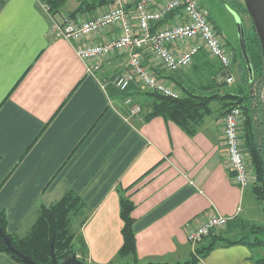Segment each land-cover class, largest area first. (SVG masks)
<instances>
[{
  "label": "crops",
  "instance_id": "0c3cea01",
  "mask_svg": "<svg viewBox=\"0 0 264 264\" xmlns=\"http://www.w3.org/2000/svg\"><path fill=\"white\" fill-rule=\"evenodd\" d=\"M81 1L51 17L38 0H0V213L6 216V233L24 236L40 205L71 190L86 205L79 233L89 264L120 262L119 190L128 189L140 264L188 261L207 246L188 243V232L216 214L230 220L210 240L240 239L236 230L246 189L232 183L227 168L219 106L192 136L161 117L145 122L144 116L131 115L124 96L138 106L142 97L135 87L121 93L113 84L127 55L87 65L72 43L51 34L53 22ZM106 7L76 17L91 19ZM115 36L111 29L87 43ZM142 58L156 70L148 55ZM164 74L158 76L179 86ZM144 104L150 107L151 101ZM254 259L247 245L217 244L197 264H253ZM0 264L23 263L0 253Z\"/></svg>",
  "mask_w": 264,
  "mask_h": 264
},
{
  "label": "trees",
  "instance_id": "16d2710c",
  "mask_svg": "<svg viewBox=\"0 0 264 264\" xmlns=\"http://www.w3.org/2000/svg\"><path fill=\"white\" fill-rule=\"evenodd\" d=\"M38 1L46 7V12L51 17L58 15L66 3V0ZM111 1L112 0H93L92 2H88V0H82L68 17L75 18L78 14H87L93 11V9L110 5ZM241 8L245 13V8ZM171 15L172 14L168 17H171ZM166 19L156 26H161ZM210 22L216 31L217 26L211 19ZM245 44L252 75L250 76L248 73L240 50L238 51V55L233 51L232 66L236 62L235 59L238 58L239 68L242 71L240 83L233 92H219L223 86H228L225 80L230 76V72L223 70L219 63L203 50L194 58L191 66H194L196 72H202L204 74L205 80H203L204 83L201 89L204 93L206 92V94H196L186 88H181V91H178L180 97L172 99L157 93L146 92L152 100L148 112L143 117V121L147 122L154 117H161L175 123L186 134L192 136L197 132V128L202 123L205 116L211 113V104L215 103L219 106V116L222 118L232 109H239L242 113V122L240 126L242 148L246 154L249 168L254 177L249 189L255 201L261 204L264 209L263 65L256 35L250 36L249 38L245 37ZM194 64H196V66ZM216 65H218L217 68ZM156 66L158 67V65ZM159 69L161 72H166L162 68ZM154 71L157 75L160 74L155 69ZM173 88L175 89V87ZM127 191L128 189L119 190L122 246L117 254V258L120 261L124 260L126 262L123 264H140L136 255L135 236L132 228L133 220L131 212L134 205L130 196L127 195ZM85 209V204L80 196L71 190H66L57 201L47 206H39L37 218L24 236H13L6 233L7 221L3 212L0 213V230L10 239L11 246L15 250L37 264H53L51 254L57 262H60L71 253L75 254L83 264H89L88 253L83 237L78 230L73 228L74 219L81 220L79 222L81 227L86 221L87 214L85 216ZM80 215L81 217L77 218ZM252 233L254 234L253 241H250L249 238L245 236L238 240H229L218 235L212 236L211 242L207 246L196 249L195 254H191L189 260L182 264H197V262L205 258L217 244H222L224 246L244 244L250 248L264 249V239L258 236L260 232L254 231ZM0 253H4L13 261L21 263L20 259L15 254L7 250L1 237ZM117 263L119 264V262L110 264ZM252 263L264 264V255L254 259ZM146 264L155 263L148 262Z\"/></svg>",
  "mask_w": 264,
  "mask_h": 264
},
{
  "label": "built area",
  "instance_id": "2783aa9c",
  "mask_svg": "<svg viewBox=\"0 0 264 264\" xmlns=\"http://www.w3.org/2000/svg\"><path fill=\"white\" fill-rule=\"evenodd\" d=\"M129 6H132V10L128 9ZM170 14L171 17H168ZM165 19L161 26H156ZM111 29L117 32V36L101 43H87L89 39L104 35ZM51 34L72 43L77 57L87 65L117 54H126L125 70L113 82L121 93L135 87L172 99L180 97L177 90L144 64L142 54L148 55L166 72L188 69L203 50L223 70L230 72L232 66V53L224 50L222 40L200 0H113L104 11L91 19L61 16L59 22H53ZM225 81L231 84L233 78L228 76ZM124 103L131 115L140 113L139 106L130 98ZM241 122V111L232 109L222 118L221 137L232 183L243 191L249 188L254 177L242 148ZM229 220L214 215L188 232V243L197 244L224 229Z\"/></svg>",
  "mask_w": 264,
  "mask_h": 264
},
{
  "label": "rangeland",
  "instance_id": "374dc122",
  "mask_svg": "<svg viewBox=\"0 0 264 264\" xmlns=\"http://www.w3.org/2000/svg\"><path fill=\"white\" fill-rule=\"evenodd\" d=\"M78 1L79 0H66L65 6L63 8L68 11L72 7H74ZM200 1L203 8H205L208 11L212 22H214V24L217 26L216 32L218 33L219 38L222 40V44L224 45V50L230 53L234 51L236 55H238L239 45H238L237 31H236L235 20L233 18V13H236L240 18L245 37L249 38L250 36L256 35L251 19L249 18L247 12L244 13L241 8V7L245 8L243 1L242 0H200ZM235 60L236 62L233 64L230 70V76L233 78V82L231 84H227L228 86H223L219 91L220 93L233 92L237 87V85L240 83V79L242 78V71L239 68V59L237 58ZM151 65L156 67V70L159 73H162L161 70L159 69L161 67L160 66L157 67L156 66L157 64L155 62L152 61ZM217 67L218 65H216V68ZM165 73L169 75L168 79H171V82L174 81V84L177 83L179 84V86L177 85L178 87L174 86L176 87L175 89L177 91H181L182 88L181 86H183L187 90L192 91L196 94H204V95L206 94V92L204 93L203 90L201 89V86L204 83L203 80H205V76L202 72L199 73L196 72L194 66H190L186 70H179L176 72H165ZM136 91L138 92V95L142 97V100L139 101V108H140L139 114L143 117L149 110V107L145 106L144 103H148L152 99L148 94H146L145 90L137 89ZM127 98L129 97L124 96V101ZM131 101L134 102L132 99ZM217 106L218 105L214 103L211 105V108L214 110L216 109ZM84 213L86 216L87 212L84 211ZM80 217L81 215L77 218ZM80 221H81L80 219H74L73 221V228L78 231L81 229L79 223ZM237 225H238L237 226L238 229L236 230V232H239V235H237L236 238H241L242 236L247 235L249 240L253 241L254 234L252 232L258 231L260 232V235L258 236L264 239V209L261 206V204H258L255 201L249 188L246 189L243 211ZM220 231H223V229H221ZM232 236L233 235H231L230 237ZM209 240H210V236L205 237L197 244L204 243V245H208V243L211 242V240L210 241ZM250 251L252 252V255L255 259L264 255L263 248H258V249L250 248ZM123 263L126 262L124 260L119 262V264H123Z\"/></svg>",
  "mask_w": 264,
  "mask_h": 264
},
{
  "label": "water",
  "instance_id": "95a60500",
  "mask_svg": "<svg viewBox=\"0 0 264 264\" xmlns=\"http://www.w3.org/2000/svg\"><path fill=\"white\" fill-rule=\"evenodd\" d=\"M242 1L255 30V34L260 48L261 60L263 65V74H264V0H242ZM233 18L235 20V25H236L239 50L244 59L245 65L248 69V73L251 76L252 70L250 66V60L247 54L243 26L240 18L236 13H233ZM262 99H263V111H264V76H263ZM0 237L3 239L7 247V250L15 254L20 259L21 263L37 264L34 261H32L30 258L22 255L20 252L15 250L11 246L10 239L7 236H5L1 230H0ZM51 256H52L53 264H83L73 253L66 256L60 262H57L52 254Z\"/></svg>",
  "mask_w": 264,
  "mask_h": 264
}]
</instances>
